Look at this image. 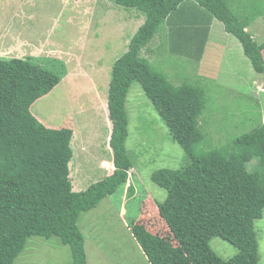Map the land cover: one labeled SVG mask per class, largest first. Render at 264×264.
Segmentation results:
<instances>
[{
    "label": "trees",
    "instance_id": "obj_1",
    "mask_svg": "<svg viewBox=\"0 0 264 264\" xmlns=\"http://www.w3.org/2000/svg\"><path fill=\"white\" fill-rule=\"evenodd\" d=\"M114 1L138 10L145 21L112 67L109 144L116 168L85 190L73 189V127H48L32 111L34 103L61 82L64 63L56 60L63 67L53 70L34 57L0 56V264H16L32 237H59L70 246L73 264H88L85 236L78 225L82 213L127 185L133 167L126 141L127 99L134 82L142 86L189 158L179 169L153 173L154 182L167 190V198L153 203L145 198L138 217L142 220L129 224L149 262L259 264L256 221L264 215V123L221 148L199 150L206 140L200 120L207 109L205 88L187 76L174 85L166 72L142 55V49L162 32L172 52L200 64L217 19L264 75V42L247 30L254 16L240 19L229 0ZM128 189L133 191L132 184ZM146 204L155 206L153 213L165 223L166 234L151 230ZM215 236L238 253L224 259L210 244Z\"/></svg>",
    "mask_w": 264,
    "mask_h": 264
},
{
    "label": "rangeland",
    "instance_id": "obj_2",
    "mask_svg": "<svg viewBox=\"0 0 264 264\" xmlns=\"http://www.w3.org/2000/svg\"><path fill=\"white\" fill-rule=\"evenodd\" d=\"M229 1L240 19L257 17L251 31L258 42H264V0ZM113 7L116 11L110 10ZM141 14L134 8L119 6L114 0H0V55L23 56L14 50L19 41L15 39L19 38L32 41L29 46H35L34 56L40 58L38 63L53 70L63 67L56 60L64 63L66 74L61 82L38 99L32 111L48 127H73L75 155L70 170L76 191L85 190L103 178V172L112 169L106 163L111 161V164L113 158L107 109L109 83L113 64L126 50L127 37H132L131 23H137ZM117 17L121 19L120 24L113 23ZM216 22L221 34L214 31L213 42L223 46L214 49L213 60L206 54L200 64L188 56H184L183 62H174L173 59L181 55L169 52L164 63L162 51L157 60L152 58V63L166 72L174 85H179L182 77L187 76L188 81L205 88L207 109L200 120L206 140L199 146L203 151L221 148L231 139L264 123V75L254 69L240 41L232 34L226 35L223 23ZM101 34L106 35L102 52L97 50L102 41L97 37ZM233 42H238L241 55L235 47L230 49ZM39 44L42 46L38 47ZM22 46L18 50L23 51ZM25 47L23 53H28L26 50L31 48ZM54 48L56 51L66 48L69 52L56 53ZM103 50L106 56H103ZM102 56L105 60L100 59ZM50 57L57 59L48 60ZM178 65L181 67L176 68ZM127 109L129 136L126 148L133 164L131 172H136L130 180L133 191L128 185L121 186L96 207L82 213L78 225L85 236L88 264H151L129 224L142 220L138 217L145 198H149L150 203L167 198V190L154 182L153 173L163 168L179 169L189 161L185 149L173 139L138 82L130 88ZM146 205L150 215L146 221H150L151 230L166 234L165 223L153 213L155 206ZM256 230L259 264H264V215L256 221ZM210 244L224 259L238 253L235 246L217 236ZM72 261L70 246L59 237H32L16 264H73Z\"/></svg>",
    "mask_w": 264,
    "mask_h": 264
},
{
    "label": "crops",
    "instance_id": "obj_3",
    "mask_svg": "<svg viewBox=\"0 0 264 264\" xmlns=\"http://www.w3.org/2000/svg\"><path fill=\"white\" fill-rule=\"evenodd\" d=\"M88 8H89V6H87ZM110 10H115L116 11V8L115 7H113L112 9H110ZM107 12H109V11H107ZM113 13V12H112ZM105 16V15H104ZM260 16H262V15H260ZM22 18V17H21ZM25 19L27 18V17H24ZM117 19L118 20H116V21H113V23L115 24V23H118V24H120V21H121V19L119 18V17H117ZM130 19V18H129ZM144 21H145V19H144V17L143 16H140V18L139 19H137V23H136V21H135V23L133 22V23H131L132 24V27H131V30H132V35L131 36H133V34L137 31V29L139 28V26L141 25V24H143L144 23ZM216 21H218L217 19L216 20H213V22H212V24H211V30H210V35H209V40H208V42H207V45H206V49H205V53H204V56L207 54V55H210V57H211V59H212V56H213V51H214V49H217L218 47H222L223 45L221 44V43H219V42H213V40L215 39L214 37L212 38V36H213V32L215 31H217V32H220V34H221V28H220V26H219V24H217L218 22H216ZM257 21V17H254V21L248 26V28H247V30H249V31H251V27H252V24L254 23V22H256ZM110 22V21H109ZM108 22V23H109ZM124 25H122V29L124 28L123 27ZM223 27H224V24H223ZM120 31H121V29H120ZM120 31H118V35H120ZM252 32V31H251ZM228 34H230V33H228V32H226V35H228ZM158 35V37L156 38V40H155V42H153L152 43V41H153V39L156 37ZM157 35H155L154 37H153V39L144 47V49H143V55L147 58V59H149L150 61H151V63H152V61H154V60H157V56H158V54L162 51V55H163V62L164 63H166V59H168V56L169 55H167V54H169V52H172V49H171V46H170V43L171 42H169V39H168V37L166 36V35H160V34H157ZM254 35V34H253ZM100 37H97L98 38V40H100L101 38H102V41H99V43H98V51H100V49L103 47L102 46V43H103V41H104V39L106 38V35L104 36L103 34H101V35H99ZM222 37L225 39V37L222 35ZM226 38H227V36H226ZM130 37H127V39H126V50L128 49L127 48V46H128V44H129V42H130ZM15 40H19V41H17L16 43L18 44V47L15 45L16 43L14 42V45H15V47H17V48H15L14 50L15 51H18V53H20V55H23V56H21L20 58H26V57H36V56H34L35 54V51H36V49H35V46L34 47H30L29 45H30V42H32V41H30V42H26V41H24V40H22V39H19V38H16ZM12 44V42H10V45ZM25 44V45H24ZM231 44V46H230V49H232L233 50V47H235L236 48V51L238 50V52L240 51V55H241V50H239V44H238V42H233V43H230ZM22 45H24V46H22ZM44 45V44H43ZM13 46V45H12ZM20 46H22L23 47V51H24V47L25 48H31V49H29V50H26V51H29L28 53H23V51H21V49H19L18 50V48L20 47ZM40 46H42V44L40 45H38V47H40ZM242 46V45H241ZM63 50H65L66 52H69L66 48L65 49H60V51H63ZM125 50V51H126ZM21 51V52H20ZM54 51H56V49L54 48ZM60 51H56V53L57 52H60ZM107 51V50H106ZM124 51V52H125ZM100 52H102V51H100ZM1 57H9V56H2V55H0ZM103 56H106V52H105V50H103ZM102 56V58H100V59H102V60H105V57H103ZM204 56H203V58H202V60L201 61H203V59H204ZM223 56V55H222ZM11 57V56H10ZM12 57H19V55L18 56H12ZM45 59V56L44 57H42V59ZM152 58H154V60L152 59ZM35 59H40V58H35ZM49 59H57V58H55V57H53V58H48V60ZM191 59V58H190ZM192 60V59H191ZM213 60V59H212ZM173 61L174 62H183L184 61V56H181L180 58H178V59H173ZM193 61V60H192ZM201 61H200V63H201ZM176 68H178V67H181L180 65H178V66H175ZM110 84V83H109ZM99 107V106H98ZM107 107H108V100H107ZM108 109V108H107ZM109 115V114H108ZM74 155H75V153H74ZM97 173H100L99 171L97 172ZM104 174H105V176H107V173L106 172H103ZM104 176V177H105ZM100 179H102V177L100 178ZM99 179V180H100ZM98 181V180H97Z\"/></svg>",
    "mask_w": 264,
    "mask_h": 264
},
{
    "label": "clouds",
    "instance_id": "obj_4",
    "mask_svg": "<svg viewBox=\"0 0 264 264\" xmlns=\"http://www.w3.org/2000/svg\"><path fill=\"white\" fill-rule=\"evenodd\" d=\"M144 49V48H143ZM143 49H142V55H143ZM144 56V55H143ZM145 57V56H144ZM252 64V63H251ZM108 112H109V110H108ZM109 116V115H108ZM110 120V119H109ZM110 123H111V125H110ZM108 124H109V126H110V128H111V131H112V122L110 121V122H108ZM111 147V146H110ZM113 152V151H112ZM109 162H111V161H106V163H108V165H109V167H111L112 166V169H107V168H105V169H107L105 172H107V175L108 174H111L112 172H113V170H115V168H116V166H115V163H114V156H113V158H112V163L111 164H109ZM104 167H105V165H104ZM129 172V181H128V183H127V185H128V187H129V185L130 184H132V182L130 181L131 180V178H132V176L136 173H134V172H131V169L128 171ZM134 173V174H133ZM133 174V175H132ZM79 191V190H78ZM125 213V212H124Z\"/></svg>",
    "mask_w": 264,
    "mask_h": 264
}]
</instances>
